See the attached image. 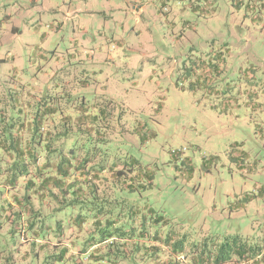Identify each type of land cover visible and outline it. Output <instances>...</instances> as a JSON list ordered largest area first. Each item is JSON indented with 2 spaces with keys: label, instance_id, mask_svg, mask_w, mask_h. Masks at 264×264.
<instances>
[{
  "label": "rangeland",
  "instance_id": "1",
  "mask_svg": "<svg viewBox=\"0 0 264 264\" xmlns=\"http://www.w3.org/2000/svg\"><path fill=\"white\" fill-rule=\"evenodd\" d=\"M28 92L106 110L100 157L150 175L121 197L175 247H264V0H0V98ZM64 213L0 210V264H46L32 228Z\"/></svg>",
  "mask_w": 264,
  "mask_h": 264
},
{
  "label": "trees",
  "instance_id": "2",
  "mask_svg": "<svg viewBox=\"0 0 264 264\" xmlns=\"http://www.w3.org/2000/svg\"><path fill=\"white\" fill-rule=\"evenodd\" d=\"M27 95L26 105L0 98V210L13 223L29 221L31 227L65 211L58 234L66 229L70 240L58 253L50 250L46 264L67 255L70 264H264V247L242 243L239 236H226L218 245L175 247L179 239L151 229L161 217L121 197L143 189L150 175L133 157H100L106 125L99 122H106V110L82 100L73 106L74 115L59 113L55 103ZM49 226L32 228L33 244L48 248Z\"/></svg>",
  "mask_w": 264,
  "mask_h": 264
},
{
  "label": "crops",
  "instance_id": "3",
  "mask_svg": "<svg viewBox=\"0 0 264 264\" xmlns=\"http://www.w3.org/2000/svg\"><path fill=\"white\" fill-rule=\"evenodd\" d=\"M204 65H205V63L203 64V66ZM103 174H105L106 176H108V174L106 173V171ZM108 179H110L109 176H108ZM50 226H49V228H50L49 229V232H52V235L55 236V237L51 241L49 240L48 241V244L50 245L49 247L51 248V251L52 252L53 251L54 252L56 251V253H58L59 250H60V247H61L62 243L66 244L70 240L69 239V235L67 233L68 230H66V229L64 231L62 230V232L64 234H62L61 236H59L57 224L55 225V228L54 229H53V226L52 225H50ZM61 238L63 239L62 241H61ZM73 252H75V250ZM67 257H68V255L63 258V261L62 262H58L59 257H57L55 260L52 259L51 262H52V264H70L72 262V259H69V258H71V257H69L68 260H66ZM248 262L250 263L251 260H249Z\"/></svg>",
  "mask_w": 264,
  "mask_h": 264
}]
</instances>
